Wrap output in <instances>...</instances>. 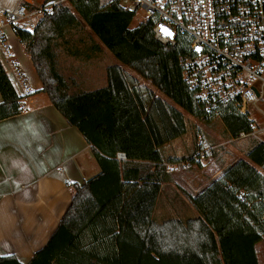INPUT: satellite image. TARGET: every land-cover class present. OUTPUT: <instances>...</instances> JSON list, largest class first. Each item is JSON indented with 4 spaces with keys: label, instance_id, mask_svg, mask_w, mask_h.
Masks as SVG:
<instances>
[{
    "label": "trees",
    "instance_id": "trees-1",
    "mask_svg": "<svg viewBox=\"0 0 264 264\" xmlns=\"http://www.w3.org/2000/svg\"><path fill=\"white\" fill-rule=\"evenodd\" d=\"M120 1L43 5V18L32 32L13 28L40 91L81 134L100 168L95 177L72 185L67 210L27 264H259L256 246L264 239V206L248 207L236 198L239 190L249 194L250 202L264 198V144L257 140L245 155L261 172L251 170L238 181L240 173L234 168L200 195L178 188L196 215L153 219L159 194L172 178L165 165L187 158L165 159L160 151L185 134L181 111L205 122L211 115L200 109L182 79L181 47L157 43L149 22L130 28L133 15ZM85 27L91 34H85ZM72 32L85 36H67ZM100 46L152 88L112 65L106 68L104 87L78 90L62 65L70 58L78 62L76 69L82 68L101 52ZM0 96V120L21 113V97L1 62ZM219 118L231 137L250 131L247 117L230 106L221 108ZM118 152L127 161H116ZM0 264L20 263L13 256H0Z\"/></svg>",
    "mask_w": 264,
    "mask_h": 264
},
{
    "label": "crops",
    "instance_id": "crops-1",
    "mask_svg": "<svg viewBox=\"0 0 264 264\" xmlns=\"http://www.w3.org/2000/svg\"><path fill=\"white\" fill-rule=\"evenodd\" d=\"M65 1L0 0V6L11 9L23 4L36 9ZM6 36L27 93L21 92L10 79L6 65L1 63L25 108L16 116L0 120V256H13L20 264H27L47 243L67 210L73 196L72 185H81L95 177L100 168L81 134L40 91L42 85L24 46L11 30H6ZM69 61L66 71L74 67L68 71V77L74 78L78 90L92 91L106 85V68L112 65H105L101 55L79 69H76L78 62ZM146 83L149 82L142 85L147 86ZM164 158L186 157L171 153ZM219 177V170L203 167L190 170L175 180L171 178L169 183L176 188H190L196 194Z\"/></svg>",
    "mask_w": 264,
    "mask_h": 264
},
{
    "label": "built area",
    "instance_id": "built-area-1",
    "mask_svg": "<svg viewBox=\"0 0 264 264\" xmlns=\"http://www.w3.org/2000/svg\"><path fill=\"white\" fill-rule=\"evenodd\" d=\"M120 6L137 24L149 22L153 39L161 46L181 47L182 79L203 112L219 116L222 107L230 106L247 117L250 131L237 133L232 141L252 137L264 144V125L257 124L264 119V0H121ZM44 11L23 4L11 9L0 6V62L22 93L27 90L6 30L32 32ZM162 26L173 35H164ZM115 160L127 158L118 152ZM187 160V167L203 164L204 151L199 147ZM179 165L185 166L183 162L166 164V172L171 174ZM236 198L248 207L264 206V198L250 202L245 190L237 191ZM260 220L264 223V213Z\"/></svg>",
    "mask_w": 264,
    "mask_h": 264
},
{
    "label": "rangeland",
    "instance_id": "rangeland-1",
    "mask_svg": "<svg viewBox=\"0 0 264 264\" xmlns=\"http://www.w3.org/2000/svg\"><path fill=\"white\" fill-rule=\"evenodd\" d=\"M109 1L110 0H101V3L107 4ZM136 25L137 22L132 21V23L130 24V28H134ZM85 34H91L86 27ZM67 36H73L74 38H83L85 35L81 32H72L68 33ZM76 46L79 47V44H76ZM108 54L110 53L102 48L101 52L98 53L96 58L101 55L105 65H109L110 63L111 65L116 64L125 71L130 72L125 66L120 64L111 55L110 56L112 61L110 62V56ZM96 58L92 59V61L96 60ZM67 60L68 64H70L71 62L69 60L71 59L68 58ZM62 64H64V62H62ZM68 64H66L67 67ZM66 66L64 67L62 65L65 71ZM68 73L69 72L67 70L65 72V76H69ZM130 73L138 79L141 85L143 84V82H145L134 73ZM146 84L149 88H152L150 83ZM155 93L157 94V96H161L158 92ZM181 112L184 115L186 132L182 137L171 142L169 145L170 147L164 148L162 150V155L165 156L172 153L173 155L179 156L181 158L183 156L189 158L192 155H196L200 147L201 151H204L206 161H203V164H192L191 167L186 166V164L189 163L187 158L177 161V163L183 162L185 166L182 167V165H179L177 169H172L171 176L174 180L180 178L184 173L190 170L197 171V169L199 170L203 167H206L207 170H219L220 177L211 180L208 185H206L205 187H203V189L196 193L200 195L211 185V183L218 181L221 177H223L224 174L233 170L234 168H237L236 170H238L240 173L238 181L242 180V178L251 170H257L261 172L257 163L251 162L245 155L246 151L252 146L253 142L256 141L255 138L249 137L232 141V137L229 136L225 131V127L218 115L209 116V121L205 122L191 116L188 113H185L184 111ZM199 165L200 167L198 168ZM195 183H198V181H196ZM192 184L194 185V182H192ZM227 186L230 185L227 184ZM182 189L185 190V188ZM189 191L192 193V190L190 188L186 190V192ZM195 215V210L180 194V190L175 186L168 184L167 187L159 194L154 210L153 219L157 222L168 218L185 220L187 218L194 217ZM256 251L259 264H264V239L262 242L257 244Z\"/></svg>",
    "mask_w": 264,
    "mask_h": 264
},
{
    "label": "snow or ice",
    "instance_id": "snow-or-ice-1",
    "mask_svg": "<svg viewBox=\"0 0 264 264\" xmlns=\"http://www.w3.org/2000/svg\"><path fill=\"white\" fill-rule=\"evenodd\" d=\"M161 31L163 32L164 35L168 37H171L173 35L171 31H169L167 28H164L163 26L161 28Z\"/></svg>",
    "mask_w": 264,
    "mask_h": 264
},
{
    "label": "bare ground",
    "instance_id": "bare-ground-1",
    "mask_svg": "<svg viewBox=\"0 0 264 264\" xmlns=\"http://www.w3.org/2000/svg\"><path fill=\"white\" fill-rule=\"evenodd\" d=\"M257 124H258L259 126H263V125H264V119L259 120V121L257 122Z\"/></svg>",
    "mask_w": 264,
    "mask_h": 264
}]
</instances>
